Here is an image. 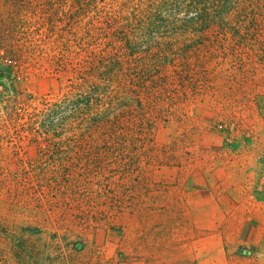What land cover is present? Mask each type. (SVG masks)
I'll return each mask as SVG.
<instances>
[{
  "label": "rangeland",
  "instance_id": "rangeland-1",
  "mask_svg": "<svg viewBox=\"0 0 264 264\" xmlns=\"http://www.w3.org/2000/svg\"><path fill=\"white\" fill-rule=\"evenodd\" d=\"M254 2L183 54L122 63L103 99L117 116L88 133L72 107L51 111L100 82L87 62L107 53L119 0H0V264H264Z\"/></svg>",
  "mask_w": 264,
  "mask_h": 264
},
{
  "label": "trees",
  "instance_id": "trees-1",
  "mask_svg": "<svg viewBox=\"0 0 264 264\" xmlns=\"http://www.w3.org/2000/svg\"><path fill=\"white\" fill-rule=\"evenodd\" d=\"M257 6L254 0H119L118 17L110 14L116 27L105 45L107 53L87 62L90 70L99 74L100 82L81 80L54 105L52 114L70 106L78 122L77 130L89 133L102 129L108 122L106 119L117 116L103 99L112 97L110 88L119 83L122 63L147 61L152 55L163 58L169 53L183 54L188 48L185 42H191L198 29L230 25L239 17L247 18ZM143 67L146 70L148 64ZM100 104L107 107L106 114L96 111ZM80 114H86V118L80 120Z\"/></svg>",
  "mask_w": 264,
  "mask_h": 264
}]
</instances>
